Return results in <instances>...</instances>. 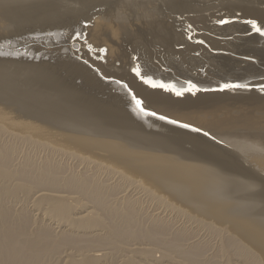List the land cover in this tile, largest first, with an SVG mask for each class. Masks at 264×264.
<instances>
[{
  "label": "bare ground",
  "instance_id": "bare-ground-1",
  "mask_svg": "<svg viewBox=\"0 0 264 264\" xmlns=\"http://www.w3.org/2000/svg\"><path fill=\"white\" fill-rule=\"evenodd\" d=\"M84 2L0 0V264H264V96L229 89L177 98L135 78L131 68L138 62L129 52L137 39L133 53H142V73L177 88L189 79L209 88L258 85L264 37L244 23L219 26L208 15L190 17L193 31H201L194 39L205 47L187 40L179 19L156 20L144 6L146 33L121 16L89 22L92 15L83 14L88 19L74 21L89 22L76 29L85 40L80 55L62 45L49 60L23 56V49L33 54L30 41L65 42L56 13ZM251 4L228 3L236 9L228 16L264 26V7ZM160 53L174 59L171 69H157L161 61L151 57ZM115 79L147 111L215 139L145 116ZM249 189L248 199L240 198ZM143 194L183 223L149 211Z\"/></svg>",
  "mask_w": 264,
  "mask_h": 264
},
{
  "label": "rangeland",
  "instance_id": "rangeland-1",
  "mask_svg": "<svg viewBox=\"0 0 264 264\" xmlns=\"http://www.w3.org/2000/svg\"><path fill=\"white\" fill-rule=\"evenodd\" d=\"M176 1H178V2H176ZM233 1L234 2H238V0H222V1L221 0H168V1H165V2L162 3V0H153L147 6H145V4H143V3L140 4V5L138 4V2L135 3L134 0H85V2L82 3L81 5H79L78 7L76 5H67V6H64L63 9H61L60 11H58V14L56 13V15H58V17L65 24V29L63 30L64 32L67 33L66 34L67 36L64 38L65 39V42H61L60 44H58V43H55L56 42L55 40H53V42H52L53 44L46 45V43H43L44 42L43 39H39L38 42H33V41L31 42L30 41L29 43L26 44V46L30 45V47H34L35 50L33 49V54L30 55L28 52H25L24 49L21 52H22L23 56H25L28 59L29 62H31L32 60L39 61V59L40 60H47V59L49 60V56L54 55L53 52L51 53V50L57 48L58 46H62V45L63 46H66V47H70L74 51L76 50L78 52V54L80 55L81 52H82V50H83L82 44H84L83 42L85 40H83L84 38L81 37L79 39L77 45L74 44L75 46H73L72 44H73V42L75 40H73V39L70 38V34H74L75 32H77L76 29L79 26H84L85 27V25H88L89 22L94 21V19H95V17H97V15L98 16H103V17H105L106 15L121 16L122 19H123V21L125 22V25H127L130 29H132V30L133 29H138L139 31L146 33L147 32V29L143 27L142 18H141V11H140L144 6H145L146 10L148 11V13L153 18H155L156 20H160V21H164L165 20L167 22L168 21L169 22H172L174 20L173 23H175V21L177 22L178 19H179L181 26L184 27L185 29H186V27H187V25L189 23L193 24L194 26H197V24L195 22H189L188 19L190 17H196V18L198 16L201 17V14L202 15L204 14L203 16H207L208 15V17H210V20L209 21H210V23H212V24L209 23L210 25H213V24L218 25L216 23L217 18H219L221 15H225V14L229 15L228 13H232V10H236L233 6L228 10V3L229 4H233L234 3ZM247 1L250 2V3H252L251 5H255V6L262 5L264 7V0H247ZM224 2L226 4H224ZM170 3H171V5H170ZM172 4L173 5L175 4V5L172 6ZM169 5H170V8H172L173 10L170 9V8H168ZM62 10H66L67 12L61 13ZM261 11H264V9L261 10ZM199 12H201V13L199 14ZM83 14L86 15V16L87 15H92L91 18L93 20H91L89 22L87 20L86 21L83 20L81 22L80 21L79 22L78 21L77 22H74L75 19H77V18H83V17H85V16L82 17ZM139 18H141V19H139ZM211 18H213L214 20L211 19ZM83 19H88V18H83ZM244 20H248V19H244V18H237V19H235V21L236 22H239V23H243ZM28 25H36L37 26V25H39V23H32V24H28ZM227 25H230V24H227ZM219 26H221V25H219ZM223 26H226V25H223ZM248 26L250 27V25H248ZM69 27H71L72 29L67 32V29ZM182 27H179L180 29L179 28L178 29L179 30H184V28H182ZM200 32H199V30L198 31H196V30L194 31V33H197V34H199ZM247 33L251 34L250 31H248ZM247 33L245 32L244 35H247L248 36ZM41 34H43V33H40V35ZM186 36H187V34H186ZM224 37H225L226 40H231L230 38H232V35H227V36H224ZM226 37L227 38L230 37V38L227 39ZM218 38H220V37H218ZM195 39H200V38H195ZM137 41L138 40L134 38V40H132L130 42V44L131 45L132 44H135L137 46ZM194 44H197V43H194ZM134 46H133V49H131L129 51L130 52V56H131V58L133 56L138 57L137 62L143 68V66H145V65H144V62L142 61V53H140L139 51H138V53H133V51L135 50V47ZM84 48L87 49V50H89V51H91L90 48L87 45L84 46ZM209 50H210V52L212 51L211 49H209ZM213 51H215V50H213ZM213 51H212V53H216V51L215 52H213ZM65 52L68 53L67 50H65L64 53ZM94 52H96V51H94ZM92 53L90 52V56L92 55ZM102 54H104V52ZM224 54L225 55H230V53H228V51H224ZM73 57H76V56L73 55ZM234 57L235 58H239V59L248 60V61H250V60H255L256 61V58H253V57H252V59H246L248 56L247 57H243V56H238L237 57V55H234ZM93 58H95V56ZM151 58L152 59H155V60L161 61L158 64L157 69L158 68H160V69H162V68L163 69L170 68V67H167V66H172V65H170V62L172 64H174L173 63V60L174 59L173 58H170L167 54L163 55V53H160L159 55L153 56ZM78 59L80 61L85 62L84 60H82L80 58H78ZM255 61H252V63L254 62L253 64H257V61H256V63H255ZM174 62L176 63V60ZM147 68H149V67H147ZM205 68H206V66H205ZM205 68L203 67V68H201L199 70H201L202 72H204ZM143 69H145V68H143ZM166 71H167V69L164 70V72H166ZM259 79L260 80H263L261 77H258V80ZM103 80H106V79L103 78ZM77 82H79V81H77ZM252 86H253L252 87L253 89L251 88L249 91H253V90L258 91L256 89V87H254L255 85H252ZM217 87L218 86L210 87V89H215ZM201 88H209V87H201ZM230 90H233V89H230ZM230 90H228V91H230ZM225 91H223V92H219V91H214V92L213 91H208V93L210 92V93H220V94L221 93L222 94L224 93V94H227L228 91L227 90H225ZM201 92L202 93H207L205 91H201ZM258 94L260 96H264V93L263 94H260V92H258ZM148 129L151 130V128H148ZM252 188L257 189V187H255V186L252 187ZM252 188H250V189H252ZM250 189L248 191H246V193L240 194V198L248 199L247 198L248 192H251L252 190L254 191V189H252V190H250ZM126 191L127 192H125V193H128V192L131 191V189H129V190L127 189ZM135 192L136 191H134L133 193L134 194H137ZM245 194H246V196L244 197ZM137 195H139V194H137ZM143 196H144V194L141 196V198L144 200V203H145V197H146V203H145L146 205L145 206H147L146 208H148L149 211H151L152 213H155V214L156 213L159 214V212H160L161 215L163 213L164 216L167 217V219H173L172 221H173V223L175 222L174 224L176 226H177V223H178V225H180L181 223H183L182 222L183 220L181 218L177 217V219H176V215L174 214V212H172V214H171V212L165 206H163V205H162L163 208L161 207V205H159L157 207V204L156 203L153 204V201L152 200L150 201L147 198V196H145L143 198ZM238 197H239V195H238ZM148 201H150V202H148ZM259 205L260 204H257L256 209L259 208ZM165 211H166V213H165ZM35 212L36 211H32L33 214H35ZM174 215H175V217H174ZM178 218L181 219V221H179ZM154 253H155V256H157V255H158V257L160 256V254H158V251H155ZM158 257H156V258H158ZM118 263H119V261H116V262H114L112 264H118Z\"/></svg>",
  "mask_w": 264,
  "mask_h": 264
},
{
  "label": "snow or ice",
  "instance_id": "snow-or-ice-1",
  "mask_svg": "<svg viewBox=\"0 0 264 264\" xmlns=\"http://www.w3.org/2000/svg\"><path fill=\"white\" fill-rule=\"evenodd\" d=\"M237 18H232L226 14L224 18H217L216 23L218 25L223 26V25L234 23L235 19H237ZM243 23L250 25L252 32L258 33L260 36L264 37V26L259 25L255 19L244 20ZM85 26H87V25H85ZM193 29H194V25L191 23H189L187 25L186 29H184L185 33L187 34V36H186L187 40L192 41V42L197 43V44L204 45L205 47H208V45L206 44V42L203 39H194L195 33H194ZM80 36H81L80 32H75L74 34H70V38L73 40H77V41H79ZM179 47L183 48L184 45L180 44ZM100 52L101 53L105 52V49L101 48ZM132 59L137 60L138 57L133 56ZM246 59H252V57H247ZM131 72L134 74V77L138 78L140 81H142V83L144 85H147L148 87H150L152 89H160L163 92L172 94L177 98H183L186 96V94L196 95L198 92H201V91L223 92V91L229 90V89H248V90H250L253 87L252 85H248V84L226 82V83L218 86L215 89L201 88L198 86L197 83H195L189 79V80L185 81V83L187 85L186 87L181 86L180 88H177L175 83L164 82V80H162V79H154L151 75H146V74L142 73L141 65L139 63H137L136 66L131 68ZM105 79H112V78L105 77ZM114 82L116 84H122V86L128 90V94L131 96L132 102L135 104L136 109H138L139 112L143 113L145 116L154 117L159 121H165L168 124L177 125L178 127L183 128V129H189L193 133H202V135L204 137H209L211 139H215V137L211 136V134L208 131H205L201 128L195 127L189 123L180 122V121H178L176 119H172L166 115L158 114L155 111H147L142 104V99L137 98V94L130 88V86L126 82H122L121 79H115ZM255 87L260 93H264V83L255 85ZM217 143H219V141H217ZM259 194L262 197H264V181H262L260 184V193Z\"/></svg>",
  "mask_w": 264,
  "mask_h": 264
}]
</instances>
